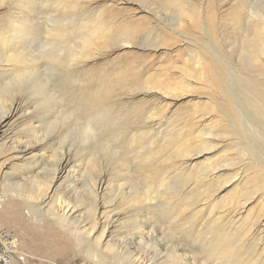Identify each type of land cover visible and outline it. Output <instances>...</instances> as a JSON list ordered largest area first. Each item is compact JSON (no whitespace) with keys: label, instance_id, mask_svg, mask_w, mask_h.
<instances>
[{"label":"rangeland","instance_id":"rangeland-1","mask_svg":"<svg viewBox=\"0 0 264 264\" xmlns=\"http://www.w3.org/2000/svg\"><path fill=\"white\" fill-rule=\"evenodd\" d=\"M79 1L78 8L47 0L29 7L42 20L74 24L67 27L74 32L67 57L80 44L81 25H101L106 39L72 69L94 72L97 83L121 84L113 89L126 104L122 121L136 120L123 128L133 130L137 142L127 136L95 150L94 143L83 144L81 125L61 121L53 129L45 124L41 133H50L51 141L42 139L23 159L18 152L36 142L25 134L29 118L21 111L5 121L0 113V261L21 264L22 253L55 259V250L78 251L73 236L53 219L62 200L80 211L79 228L94 227L96 236L103 226H94L95 215L103 224L111 216L108 237L127 258L120 264L132 263L128 255L147 264H228L230 256L213 249L219 233L238 243L248 263L264 264V100L249 91L264 84V54L250 61L244 51V45L264 41L255 37L257 20L249 16L251 8H264V0ZM21 2L0 4V19L25 15ZM206 14L213 18L210 36ZM39 39L41 47L44 37ZM29 92L20 90L25 109L38 115L42 105L33 107ZM64 156L71 159L70 172L55 182ZM101 180L105 190L95 201L92 189ZM132 189L137 194L128 198ZM47 196L53 199L42 207L34 201Z\"/></svg>","mask_w":264,"mask_h":264},{"label":"bare ground","instance_id":"bare-ground-1","mask_svg":"<svg viewBox=\"0 0 264 264\" xmlns=\"http://www.w3.org/2000/svg\"><path fill=\"white\" fill-rule=\"evenodd\" d=\"M36 1L37 0H25L24 3L21 2L24 7H26L25 15L18 17L11 16L8 20L0 19V97H3L0 100V113L3 115L2 119L6 121L16 117L21 111L22 113L24 112L23 115L29 118V124L31 125L30 128L25 131V134L30 135L31 139L33 138L36 140L33 144L34 147H30L32 144L30 142L31 144L25 146V149L23 148L20 150L17 156L23 158L24 156L32 154L33 151L38 150L42 139L44 140V143L45 141H51V138H48L51 134L48 133V135L46 134L47 136H45L44 133V135H42L41 131L44 132L47 124L49 129H53L54 126L61 121L62 123H71L74 127H79L78 125H81L79 131H81L80 134L82 141L84 142L83 144L92 142L95 144V150H102L106 147L108 148L110 146L109 144H116L119 141H123L124 143L123 137H125L126 141L127 136L130 137V141L133 142L135 136L133 130L128 132L126 130L125 133L124 129L126 128H123L126 125L128 126V123L126 122V124L125 121L130 122L125 119L124 125L122 121V108H124L126 104L122 103V95L117 94L113 89L114 85L121 84L111 81L108 83L107 81L97 83L93 80L96 78L94 72L85 68L83 75L86 79H84L81 73L78 74V71L72 69L73 65L76 64V61L79 58V60H82V58L87 59L92 51L95 50L97 43L101 45L106 39L101 25L93 28L89 27V25H81L79 29L80 32H75L80 39V44L75 47L76 50L70 54V57H67L64 49L65 46H68V44L71 43V35H74V32L67 31V27L70 29L74 24L72 25V22L69 20H62L56 22L51 21L52 25L49 26L47 24L51 23L49 20H42L36 12L31 11L29 5L35 4ZM47 1L55 5L63 6L64 8H78L80 6L79 0ZM6 2L16 5L18 0H0L1 5ZM249 11V16H252L257 20V24L254 25V35L257 38H262V36H264V8H251ZM185 12L186 10H182L180 13L183 15ZM34 13L37 16V21L36 18L33 17ZM206 17L209 19L205 20L204 18V31L207 36H210V32H212L213 29V18L209 14H206ZM42 36L44 37L43 42L45 44L39 47V44L36 41L39 38V40H41ZM244 51H247L252 55L250 61H254L253 59L257 60L258 55L264 54V41L262 43L252 42L244 45ZM67 63L74 64L67 67L65 66ZM60 72L62 73V78H64V80L61 76L59 77V75H61ZM55 74L61 78L60 81H58L59 78L57 80L54 78V80L50 79V76ZM81 78H83L84 81H82ZM66 80L67 82H70L68 85L66 84ZM51 82L53 84V89H50L49 86V83ZM30 83H32V85ZM133 85L136 87L138 86L137 84H129L128 86ZM22 89L30 90L29 94L32 93V96H34V101L30 100L33 107L36 103H41L42 106L40 107H42V110L38 115L36 112L37 116L35 115V112H27L30 109H25L23 99L20 96V90ZM249 91L256 100H264V84H259L258 88L251 87ZM130 100L134 102L136 99L133 97ZM137 109V105L134 103V114ZM255 112L258 113V111ZM137 117L138 116L136 115V118ZM53 119L55 120L53 121ZM34 121L35 123H38L39 126L36 125L37 127H33ZM133 121L135 122L136 120ZM45 124L46 126H44ZM131 127L133 128V126ZM130 134L133 135L130 136ZM259 136H257L258 139ZM100 139H103V142ZM106 141L107 143H105ZM134 141L137 142V140ZM128 144H130V142ZM97 152L99 153V151ZM254 154L255 156H259L256 152H254ZM71 164V159L68 156H64L62 160L59 161V166L54 179L55 182L61 179L63 175L70 172L68 168L71 167ZM258 165H262V163H258ZM262 167H264V165H262ZM129 182H131L132 185V179L129 180ZM104 187L105 182L102 180L93 187L92 197L95 201H97L99 195L105 190ZM129 191L130 192L126 193V195L129 196L128 198L133 197V194H137L136 190L132 189ZM30 193L32 194V192ZM76 193H78V191ZM120 193L124 194V190L121 189ZM52 199L53 196H47L46 198L34 199V201H38L39 205L43 206L47 201H51ZM96 208L98 209V207ZM97 211L98 210H96V213ZM79 213L80 211L78 208L72 205L71 202H62L61 200L56 206L55 215L53 214L55 217H53V219L58 226L69 231L71 234L70 236H73L71 238H74V242H76V250H80L82 253L64 248L50 253L51 255H56L55 259L53 257L52 259H48L37 254H31L32 256H28L22 253L19 254L21 255V264H28L29 260L36 262V264H120L121 259H127L124 256L121 258L122 249L113 245L108 237L109 222H112L111 216H107V214V217L105 218L106 221L103 224L104 218H98L97 215H95L96 221L94 222V226H103L102 235L96 236L97 230L94 227L87 228L88 226L85 225L79 228ZM142 234L145 236V233L142 232ZM147 236L150 237V234L147 233ZM217 236L220 238H218L213 244V249L218 255L230 256L228 257L230 258L228 264L231 263V261H233L234 264H251L250 262H247L248 258L244 255L246 252L243 254L241 247H239L237 242H233L232 239L224 241L226 239L221 233ZM247 254L249 253L247 252ZM37 257L39 258L37 259ZM128 257V259L131 258L132 263L129 262L130 264H147L145 263V259H135L132 255H128ZM13 259V262L15 263L20 261V259L15 256ZM11 263V260L9 261L8 259L0 261V264Z\"/></svg>","mask_w":264,"mask_h":264}]
</instances>
